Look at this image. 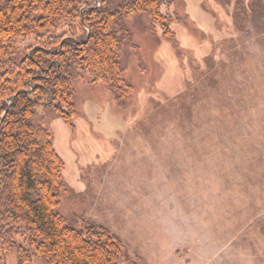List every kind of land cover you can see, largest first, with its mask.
<instances>
[{"label":"rangeland","instance_id":"1","mask_svg":"<svg viewBox=\"0 0 264 264\" xmlns=\"http://www.w3.org/2000/svg\"><path fill=\"white\" fill-rule=\"evenodd\" d=\"M235 1L173 0L169 35L134 15L131 99L76 77L72 123L53 105L31 118L64 161L59 212L118 235L117 264H264V0ZM18 263L17 248L0 254Z\"/></svg>","mask_w":264,"mask_h":264},{"label":"trees","instance_id":"2","mask_svg":"<svg viewBox=\"0 0 264 264\" xmlns=\"http://www.w3.org/2000/svg\"><path fill=\"white\" fill-rule=\"evenodd\" d=\"M173 0H5L0 2V254L17 248L19 263L117 264L121 238L105 226H74L59 212L64 161L43 125L31 122L53 105L68 123L76 115V77L103 83L117 101L132 97L120 57L132 46L126 22L136 14L165 25ZM255 11L262 0H236ZM247 8V9H246ZM258 10V9H257ZM33 43L21 50V41ZM135 51L138 46H132ZM10 101L12 103H10ZM24 238L17 245L16 238Z\"/></svg>","mask_w":264,"mask_h":264},{"label":"water","instance_id":"3","mask_svg":"<svg viewBox=\"0 0 264 264\" xmlns=\"http://www.w3.org/2000/svg\"><path fill=\"white\" fill-rule=\"evenodd\" d=\"M10 103H12V102L10 101Z\"/></svg>","mask_w":264,"mask_h":264}]
</instances>
